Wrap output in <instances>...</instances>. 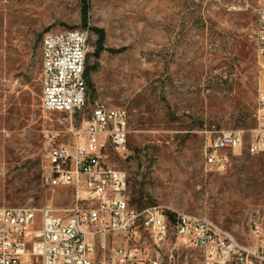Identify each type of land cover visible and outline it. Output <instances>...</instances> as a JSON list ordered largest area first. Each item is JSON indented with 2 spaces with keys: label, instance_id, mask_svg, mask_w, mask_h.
Here are the masks:
<instances>
[{
  "label": "rangeland",
  "instance_id": "374dc122",
  "mask_svg": "<svg viewBox=\"0 0 264 264\" xmlns=\"http://www.w3.org/2000/svg\"><path fill=\"white\" fill-rule=\"evenodd\" d=\"M85 1L84 19L81 0H0V208L72 203L70 188L42 184L45 135L67 142V117L41 110L40 42L48 31L88 30L94 70L73 119L97 106L126 111V151L106 141L101 161L125 174L130 206L204 217L254 246L252 222L264 230V153L246 151L256 126L257 0ZM228 130L245 131L240 154L222 173L205 170L204 148ZM170 255L202 264L172 228L160 256Z\"/></svg>",
  "mask_w": 264,
  "mask_h": 264
},
{
  "label": "built area",
  "instance_id": "2783aa9c",
  "mask_svg": "<svg viewBox=\"0 0 264 264\" xmlns=\"http://www.w3.org/2000/svg\"><path fill=\"white\" fill-rule=\"evenodd\" d=\"M256 17V126L246 149L251 156L264 153V0H257ZM88 39V30L48 31L40 42L41 110L67 117V142H55L58 133L45 135L42 184L70 188L72 203L0 208V264H176L172 255L167 262L160 256L171 228L185 249L199 253L202 264H264V230L257 222L250 229L255 244L248 247L207 218L130 206L125 174L101 161L106 141L117 152L126 151V111L97 106L80 123L73 119L86 103ZM244 134L216 133L203 150L204 169L224 172L240 154Z\"/></svg>",
  "mask_w": 264,
  "mask_h": 264
},
{
  "label": "trees",
  "instance_id": "16d2710c",
  "mask_svg": "<svg viewBox=\"0 0 264 264\" xmlns=\"http://www.w3.org/2000/svg\"><path fill=\"white\" fill-rule=\"evenodd\" d=\"M81 1L83 3V6H84L82 14H83V18L85 19V16L87 14V7H86L87 5H86L85 0H81ZM94 32L98 35V38L100 39L101 35L99 34V32L98 31H94ZM93 70H94V68H92V67H88V66L85 67V78H86L87 82H89V77H90V74Z\"/></svg>",
  "mask_w": 264,
  "mask_h": 264
}]
</instances>
